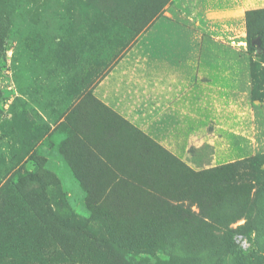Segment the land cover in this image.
<instances>
[{"label": "rangeland", "instance_id": "374dc122", "mask_svg": "<svg viewBox=\"0 0 264 264\" xmlns=\"http://www.w3.org/2000/svg\"><path fill=\"white\" fill-rule=\"evenodd\" d=\"M245 1L251 21L239 25L209 18L205 0H96L99 12L89 0H0V264H113L101 237L137 264H264V188L224 182L218 169L264 154V0ZM163 13L233 36L262 96L231 94L228 109L215 100L174 133L175 148L93 95ZM259 30L263 51L246 43ZM180 208L214 222L199 229Z\"/></svg>", "mask_w": 264, "mask_h": 264}, {"label": "crops", "instance_id": "0c3cea01", "mask_svg": "<svg viewBox=\"0 0 264 264\" xmlns=\"http://www.w3.org/2000/svg\"><path fill=\"white\" fill-rule=\"evenodd\" d=\"M205 1L209 18L231 17L239 25L245 23V0H220L216 9L214 0ZM161 15L164 26L148 28L141 42L134 43L94 86L93 95L160 147L175 148L179 145L173 142L174 133L183 131L191 117L197 122L199 115L213 110L215 100L222 107L225 101L228 109L231 94L246 97L251 83L246 60L230 47L233 36L215 35L190 17L182 23V14ZM226 30H233V25ZM111 118L115 117L109 122L114 121Z\"/></svg>", "mask_w": 264, "mask_h": 264}, {"label": "trees", "instance_id": "16d2710c", "mask_svg": "<svg viewBox=\"0 0 264 264\" xmlns=\"http://www.w3.org/2000/svg\"><path fill=\"white\" fill-rule=\"evenodd\" d=\"M166 0H164L165 2ZM88 7L90 10L94 12H99L101 9L98 6L96 0H89ZM263 11V10H262ZM262 11H259L256 14V17L258 20H261ZM251 17V16H250ZM245 20V23L249 24L251 19ZM262 37L263 32L262 30H259L256 35L253 37H247L246 43L249 48H253V45L251 42L255 40L256 38H259L260 41V47L259 50L263 51V43H262ZM256 47V46H255ZM257 48V47H256ZM258 60L260 63L264 64V57L258 56ZM258 66L256 62L251 63V68L255 72V68ZM258 76L255 74H251V81L253 84L252 90H251V97L253 100H261L262 96L260 95L259 91L256 89V83L258 81ZM264 80V79H263ZM222 173L225 179L224 182H230L234 183L240 186H249L247 185V181H251L254 184L256 183L259 187L264 188V154H258L255 156H251L248 158H245L240 161H236L234 163L227 164L224 168L219 167L218 168ZM55 182V181H54ZM177 218L182 219L183 221H193L197 228L199 229H209L212 226V221L209 218H207L203 212L199 211L197 214L192 213L186 210H182L181 208L176 211ZM214 222V221H213ZM69 228L71 230L76 231L77 233L81 232L82 235H85L89 238H93V228L90 227L87 223H85L82 220L79 219H72L69 222ZM9 246L15 245L18 246V242L13 244L14 240L10 239L9 236L5 237ZM99 243L98 246L103 249L104 255L108 256V259L112 261L113 264H137L136 261H134L133 258L129 257L127 254L122 253L119 251L118 245L110 242L104 238H98ZM9 240V241H8Z\"/></svg>", "mask_w": 264, "mask_h": 264}, {"label": "water", "instance_id": "95a60500", "mask_svg": "<svg viewBox=\"0 0 264 264\" xmlns=\"http://www.w3.org/2000/svg\"><path fill=\"white\" fill-rule=\"evenodd\" d=\"M252 45H255L258 49L260 47V41H259V38H256L255 40H253L251 42Z\"/></svg>", "mask_w": 264, "mask_h": 264}]
</instances>
